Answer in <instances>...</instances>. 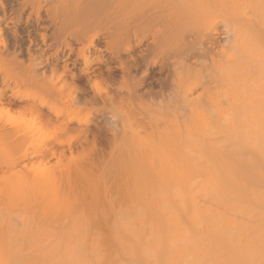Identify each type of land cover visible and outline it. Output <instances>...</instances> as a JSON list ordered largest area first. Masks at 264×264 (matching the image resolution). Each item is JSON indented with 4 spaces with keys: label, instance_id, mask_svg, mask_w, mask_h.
<instances>
[{
    "label": "bare ground",
    "instance_id": "obj_1",
    "mask_svg": "<svg viewBox=\"0 0 264 264\" xmlns=\"http://www.w3.org/2000/svg\"><path fill=\"white\" fill-rule=\"evenodd\" d=\"M89 147L130 202L109 264H264V0H0L3 195L55 203L16 168Z\"/></svg>",
    "mask_w": 264,
    "mask_h": 264
},
{
    "label": "rangeland",
    "instance_id": "obj_2",
    "mask_svg": "<svg viewBox=\"0 0 264 264\" xmlns=\"http://www.w3.org/2000/svg\"><path fill=\"white\" fill-rule=\"evenodd\" d=\"M15 114L16 112H14L13 116L10 117L12 115L11 113V115L8 117L6 116L5 119H9V117L14 118ZM17 115L18 114H16L15 119L18 118ZM54 130L55 128L51 127L49 130V133L54 132ZM89 148L85 151L81 149H76L72 153L67 150L63 156H59L57 158H52V159L50 158V160L45 159L42 156L40 157L38 155H36L37 157L31 156L30 158L28 155L30 160L22 161V163L16 168V169L18 168L20 169V170L18 169L19 171L17 170L18 172L23 173V174L19 173L21 175L28 174L30 176V174H33L35 176L31 175L32 177H36V175H38L39 178L42 177V175L47 174V173L48 175L50 174L49 176L52 175V177L55 180V185L58 184L57 187L60 189L59 191V190H56L55 188L57 193L60 194L59 195L60 200H58L57 198V201L59 202L56 201L55 202L56 204L54 203L55 198H51V200L46 198L47 200H49L48 202L46 199H40L42 190H44L43 187L42 189H40V193H38V195L34 191V194H36V197H38L39 199L31 198L29 199L30 201L28 199H25V200L22 199L19 202L18 201L13 202V200L7 199L8 197L3 195L2 190H3V187L5 188L4 186L5 182H7L5 175L9 176L10 171L8 172L7 170H4L5 171L4 172L2 168L0 167V190H1L0 192L2 193V194L0 193V201H1L0 202V223L2 222L4 223V224L2 223L3 225L2 224L0 225V231L4 229V231L0 232V249L3 248L2 252H0V256L1 258H3L2 255L4 254H1V253H3L4 251H5L4 253L6 254L5 256H7V259L4 258L3 260H1L0 258L1 261H3L4 263L6 262L7 264H9V262L10 264H27V263L29 264L30 263L31 264L32 263L33 264L35 263L36 264H81V262H79L81 257L79 258V256H82L83 259H85L83 257L85 256L86 257L85 260L88 262L87 263L86 261H84L86 262V264H96L97 262H98L97 264H107L108 263L107 262L109 261L108 257L110 256L111 254L110 252L112 251V248H113L112 247L113 243L110 242L112 241L110 239L112 238V236L109 233V228H106L108 227L107 224L111 223L108 221L113 218L115 213L120 214V212H122V210L125 207L124 205L125 204L129 205L130 202L128 203L129 201V198H127L128 195L124 194L122 190H119L117 186L112 183L115 181L113 180L114 176L116 177L115 178L116 180L118 178L115 172L113 171V169H111L112 171L110 169L109 171H107L108 168H105V167L103 168V166H99V165L98 166L95 165V167L97 168H94V166L92 167L91 163L94 160V158L97 159L99 157V151H98L99 147H89ZM96 150L98 151V153ZM12 156L13 155H3L2 156V154H0V160L2 162H6V161L8 162L14 157ZM88 160H89V164H88ZM84 164L85 165L88 164V167H86ZM79 165L82 166V168ZM78 168H80V170L82 169L81 170L82 173L84 172L83 168L86 169L85 170L86 173L85 174L83 173V174L87 176L86 178L87 183L89 184L90 182L92 183L90 184L91 185L90 188L92 186H96L97 183L95 182H98L99 180L101 181L103 177L106 178V179H103L104 182L105 181L107 182L109 179H111L112 182L110 181V184L112 185L108 184V187H106V188H109V190L106 189L108 190V192L103 188L107 193L103 192L104 191L103 189H100L97 195L96 191H95L96 194L94 193V189L89 188L90 189L89 190L88 189L89 185L84 182L85 180L78 181L79 179L80 180L84 179L83 177H80L79 179L77 178V174H78L77 171H80ZM104 169H105V172H104ZM89 170L92 175L94 176L96 174L98 175V176H95L96 177V179L94 180L95 182L91 181L95 177L91 176ZM101 171L103 172L102 178H101ZM89 174L91 177H93L92 179H89ZM78 176H81V175H78ZM11 177L12 176H9V179ZM38 180L40 181L41 179H38ZM69 180L70 182H68ZM82 182H84V185L86 184L87 187L86 185L84 186ZM102 182H100L101 183L100 185H102ZM106 182L105 184L107 186ZM70 184L72 185V187L70 186ZM36 185L39 186L40 184L39 185L35 184V186ZM38 190H39V187H38ZM68 190L71 191L72 196L77 200L76 201L74 199L72 204H71V201L69 202V204L67 203L69 199L66 200V197L68 198V196L71 195V194H68L69 193ZM101 194H105V195H102L101 197ZM125 195H126L125 199L128 200L127 202L125 200H124L125 202L122 201ZM1 196H2V199H1ZM105 196L107 197V200L110 202V206L108 205L109 204L108 202H107L108 204L105 203L107 201ZM104 197L106 200L105 202H104ZM100 198H102V201L99 202ZM94 199L98 207L95 206ZM119 200L120 202L118 203ZM62 201L66 202V204L65 203L63 204ZM74 201H76L77 205L75 204ZM111 202L113 203V205ZM57 203L58 204L60 203V205H58ZM121 203L122 204L125 203L123 204L124 207H122ZM67 204L69 206L70 204L71 205L74 204V207L72 208L67 207L68 206ZM117 204H120L119 206H121L123 209L121 210L120 209L121 207H119V210L116 212L117 209L115 211L114 209L115 207L118 208ZM99 205H101V207ZM55 206L57 207L55 208ZM108 206L110 208H108ZM111 207H114V209H112ZM126 207L124 210H126ZM68 208L73 209V211L69 212L71 209L69 210ZM124 210L123 212L127 211V210L126 211ZM104 215L106 216V218ZM107 216H109L111 219H109V217L107 218ZM6 219L9 220L8 224H7ZM106 221H107V224H106ZM263 222H264V209L260 208V248L264 246V223ZM6 225H9L7 226L9 229L5 228ZM101 231L104 232L103 233L104 235L102 234ZM108 233H109V236L107 235ZM101 238L103 239L102 241L100 240ZM107 239H109V241H106ZM110 243L112 245L111 247H110ZM5 247L7 250L5 249ZM110 248H111V251L109 252ZM103 249L105 250L103 251ZM101 250L104 253H102ZM105 251H106V254H105ZM101 253H102L103 258L105 257V255H107L106 258L103 259L102 256L99 255ZM75 254L77 255L79 254V256ZM74 255L76 257V262L73 261L75 260ZM93 256H101L103 262L99 263V261H102L100 260L101 258L97 257L96 259H94ZM73 257L74 259H72L71 261L70 258H73ZM105 259L107 260L105 261Z\"/></svg>",
    "mask_w": 264,
    "mask_h": 264
}]
</instances>
